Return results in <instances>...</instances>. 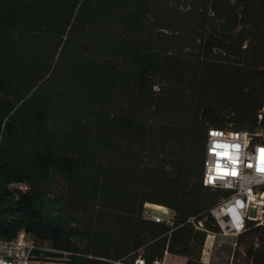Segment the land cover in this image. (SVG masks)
<instances>
[{
	"label": "trees",
	"instance_id": "obj_1",
	"mask_svg": "<svg viewBox=\"0 0 264 264\" xmlns=\"http://www.w3.org/2000/svg\"><path fill=\"white\" fill-rule=\"evenodd\" d=\"M209 129L264 142V0H0V240L30 264H203ZM235 244L264 264V224Z\"/></svg>",
	"mask_w": 264,
	"mask_h": 264
},
{
	"label": "built area",
	"instance_id": "obj_2",
	"mask_svg": "<svg viewBox=\"0 0 264 264\" xmlns=\"http://www.w3.org/2000/svg\"><path fill=\"white\" fill-rule=\"evenodd\" d=\"M257 135L245 131H225L209 129L206 134L205 158L203 162L202 182L206 187L219 188L229 192L210 214L219 227V233H208L202 249L201 261L204 264L209 257L213 240L217 236L237 237L245 231L247 222L264 224V142L256 141ZM259 200L256 204V200ZM259 208V209H258ZM144 216L156 223L170 222L168 209L156 206L146 207ZM256 211V216L252 215ZM149 211H157L154 216ZM160 213L164 216H160ZM191 224L201 229L200 222ZM211 241L210 247L207 243ZM34 245L24 234L16 240H0V264H30ZM133 264H144L137 259ZM161 264V262H154Z\"/></svg>",
	"mask_w": 264,
	"mask_h": 264
},
{
	"label": "rangeland",
	"instance_id": "obj_3",
	"mask_svg": "<svg viewBox=\"0 0 264 264\" xmlns=\"http://www.w3.org/2000/svg\"><path fill=\"white\" fill-rule=\"evenodd\" d=\"M257 202H259L258 199L256 200L255 203L258 204ZM147 206L154 207L155 205L145 204L144 211L147 210L146 209ZM149 212L154 216L158 215L157 211H149ZM252 215L256 216L255 210L252 212ZM160 216L164 217L161 213H160ZM262 221H264V214H262ZM236 240H237V237L217 236L213 241V245L211 247L209 257L205 260L204 264H241L239 259L237 260L233 259V253L237 249L236 244H235ZM238 252H242V248H239ZM180 259H178L176 256L167 257V259L163 258V261L161 263L163 264H182ZM184 263H185V259H184Z\"/></svg>",
	"mask_w": 264,
	"mask_h": 264
},
{
	"label": "crops",
	"instance_id": "obj_4",
	"mask_svg": "<svg viewBox=\"0 0 264 264\" xmlns=\"http://www.w3.org/2000/svg\"><path fill=\"white\" fill-rule=\"evenodd\" d=\"M213 241H214V240H213ZM207 245H208V247H210V245H211V241H208ZM167 257H174V256H171V255L165 254L164 258L167 259ZM177 258L180 259V257H177ZM180 261H181L182 264H184V259L181 258ZM161 264H163V263H161Z\"/></svg>",
	"mask_w": 264,
	"mask_h": 264
},
{
	"label": "bare ground",
	"instance_id": "obj_5",
	"mask_svg": "<svg viewBox=\"0 0 264 264\" xmlns=\"http://www.w3.org/2000/svg\"><path fill=\"white\" fill-rule=\"evenodd\" d=\"M156 208L160 209L161 207H160V206H159V207H158V206H156Z\"/></svg>",
	"mask_w": 264,
	"mask_h": 264
},
{
	"label": "snow or ice",
	"instance_id": "obj_6",
	"mask_svg": "<svg viewBox=\"0 0 264 264\" xmlns=\"http://www.w3.org/2000/svg\"><path fill=\"white\" fill-rule=\"evenodd\" d=\"M261 171H264V169H261Z\"/></svg>",
	"mask_w": 264,
	"mask_h": 264
}]
</instances>
